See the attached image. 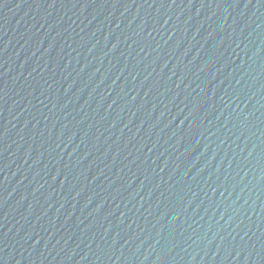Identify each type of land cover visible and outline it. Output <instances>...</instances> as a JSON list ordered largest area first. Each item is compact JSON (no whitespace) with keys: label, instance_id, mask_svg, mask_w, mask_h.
Returning a JSON list of instances; mask_svg holds the SVG:
<instances>
[{"label":"water","instance_id":"95a60500","mask_svg":"<svg viewBox=\"0 0 264 264\" xmlns=\"http://www.w3.org/2000/svg\"><path fill=\"white\" fill-rule=\"evenodd\" d=\"M0 264H264V0H0Z\"/></svg>","mask_w":264,"mask_h":264}]
</instances>
